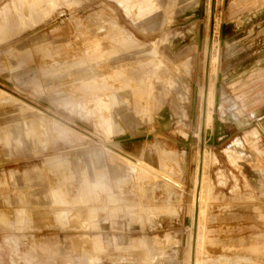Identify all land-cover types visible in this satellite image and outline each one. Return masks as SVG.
<instances>
[{
    "label": "rangeland",
    "instance_id": "obj_1",
    "mask_svg": "<svg viewBox=\"0 0 264 264\" xmlns=\"http://www.w3.org/2000/svg\"><path fill=\"white\" fill-rule=\"evenodd\" d=\"M0 89V264H264V0H0Z\"/></svg>",
    "mask_w": 264,
    "mask_h": 264
},
{
    "label": "bare ground",
    "instance_id": "obj_2",
    "mask_svg": "<svg viewBox=\"0 0 264 264\" xmlns=\"http://www.w3.org/2000/svg\"><path fill=\"white\" fill-rule=\"evenodd\" d=\"M119 4L122 5V2L119 1ZM127 12L130 14L131 11L129 9H127ZM131 39V38H130ZM129 39V40H130ZM147 81V80H146ZM150 81H148L149 83ZM151 84V83H150ZM131 86V85H130ZM133 86V85H132ZM134 86H137L136 84H134ZM151 86V85H150ZM133 88V87H132ZM150 91V90H149ZM0 92L5 94V95H8L6 92L4 91H1L0 89ZM149 93V92H147ZM13 97V96H12ZM4 102V101H3ZM21 103V102H19ZM24 104V103H23ZM25 105V104H24ZM28 108V106H27ZM35 110V109H34ZM121 154V153H120ZM122 156L126 157L127 160L133 165L135 171L138 173L139 175V178H140V174H144V175H147L151 178H153L154 180H157V179H163L165 181H167L166 183H169L171 182L168 178H166V176H164L162 173H160L158 170H156L155 168L145 164L144 162L140 161V160H134V159H131L129 157H127L126 155H123L121 154ZM203 165H204V158H203V161L201 163V167H200V178H201V181H200V184H199V197L197 198V201H196V206H197V210H196V220H197V225H198V228H197V234H196V241L197 243L199 242L198 239H199V231L201 229V224H200V220H201V188H202V180H203ZM205 175V174H204ZM204 183V182H203ZM174 184V183H173ZM203 189V188H202ZM196 209V208H195ZM195 219V218H194ZM78 239V238H77ZM85 239V238H84ZM90 239V238H89ZM86 240H87V237H86ZM87 242V241H86ZM83 247V245H82ZM87 247V246H86ZM85 247V249H86ZM95 247L96 249H102V245L100 243H95ZM81 248V247H80ZM78 249V248H77ZM88 249V248H87ZM81 250H84L83 248H81ZM80 250V251H81ZM88 252V251H87ZM89 253V252H88ZM91 254V253H90ZM101 255V254H100ZM100 257V256H99ZM89 258H92V257H89ZM197 259L195 258L194 256V261H193V264H197Z\"/></svg>",
    "mask_w": 264,
    "mask_h": 264
},
{
    "label": "crops",
    "instance_id": "obj_3",
    "mask_svg": "<svg viewBox=\"0 0 264 264\" xmlns=\"http://www.w3.org/2000/svg\"><path fill=\"white\" fill-rule=\"evenodd\" d=\"M120 153L123 154V155H126L127 157H129V158H131V159H134L133 157H131V156L125 154V153H122V152H120ZM120 153H119V155H121ZM121 156H122V155H121ZM122 158H124V159L127 160V158L124 157V156H122ZM134 160H137V159H134ZM127 161H128V160H127ZM128 162H129V161H128ZM133 172H134V170H133ZM165 172H167L168 174H170V175L172 176V169H171V170H168V171H165ZM152 188H153V190H154L155 187H152ZM94 220H95V219H94ZM94 220L92 221L91 224H93L94 226H96V224L94 223ZM94 238L96 239V241H99V242H101V244H102V249H98L99 251L108 249V248L106 247V245H105L104 240H103L102 237H94ZM133 239H134V238H133ZM133 239H131L130 241H132ZM122 247H129V246H127V244H126V246H122ZM122 247L119 246L118 248H122Z\"/></svg>",
    "mask_w": 264,
    "mask_h": 264
}]
</instances>
